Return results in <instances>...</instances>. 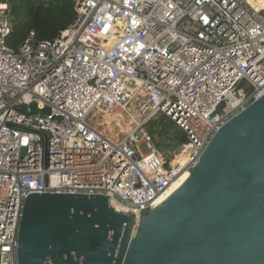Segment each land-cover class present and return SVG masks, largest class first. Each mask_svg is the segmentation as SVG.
Masks as SVG:
<instances>
[{
  "label": "built area",
  "instance_id": "built-area-1",
  "mask_svg": "<svg viewBox=\"0 0 264 264\" xmlns=\"http://www.w3.org/2000/svg\"><path fill=\"white\" fill-rule=\"evenodd\" d=\"M74 11L54 38L28 31L13 49L0 2V264H16L27 195L103 194L137 221L264 93V1L75 0ZM240 79L250 88L236 93ZM157 114L186 137L169 157L146 129Z\"/></svg>",
  "mask_w": 264,
  "mask_h": 264
},
{
  "label": "water",
  "instance_id": "water-1",
  "mask_svg": "<svg viewBox=\"0 0 264 264\" xmlns=\"http://www.w3.org/2000/svg\"><path fill=\"white\" fill-rule=\"evenodd\" d=\"M16 241V264H264V93L137 221L103 194L31 193Z\"/></svg>",
  "mask_w": 264,
  "mask_h": 264
},
{
  "label": "trees",
  "instance_id": "trees-1",
  "mask_svg": "<svg viewBox=\"0 0 264 264\" xmlns=\"http://www.w3.org/2000/svg\"><path fill=\"white\" fill-rule=\"evenodd\" d=\"M10 7L11 32L6 39L9 47L17 49L28 31L37 39H52L68 26L75 15V0H0ZM146 129L150 135L163 140L160 152H171L186 142L184 133L166 116L157 114L149 120ZM164 152V153H163Z\"/></svg>",
  "mask_w": 264,
  "mask_h": 264
},
{
  "label": "bare ground",
  "instance_id": "bare-ground-1",
  "mask_svg": "<svg viewBox=\"0 0 264 264\" xmlns=\"http://www.w3.org/2000/svg\"><path fill=\"white\" fill-rule=\"evenodd\" d=\"M253 2L257 3V4H262V2L264 0H252ZM183 156H180L178 159H181ZM189 175V172L186 171V172H183L177 179H175L170 185L169 187H167L165 189V191L163 193H161L155 203L156 204H159L161 203L162 201H164L175 189H177L181 183L188 177Z\"/></svg>",
  "mask_w": 264,
  "mask_h": 264
},
{
  "label": "rangeland",
  "instance_id": "rangeland-1",
  "mask_svg": "<svg viewBox=\"0 0 264 264\" xmlns=\"http://www.w3.org/2000/svg\"><path fill=\"white\" fill-rule=\"evenodd\" d=\"M249 85L247 84V81L245 79H240L235 87H234V90L235 92L237 93L239 90H243L244 92L248 91L249 90ZM154 139H157L156 137H154ZM163 140L160 139L158 145H157V150L160 152V150L162 149L163 147ZM161 153V152H160ZM164 153V152H163ZM173 151L171 152V155H172ZM164 156L166 157H169L170 156V151L167 149V151L164 153Z\"/></svg>",
  "mask_w": 264,
  "mask_h": 264
}]
</instances>
